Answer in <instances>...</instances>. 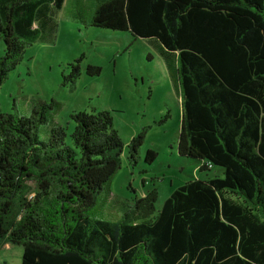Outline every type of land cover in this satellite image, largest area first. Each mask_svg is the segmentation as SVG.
I'll return each instance as SVG.
<instances>
[{"label": "trees", "instance_id": "1", "mask_svg": "<svg viewBox=\"0 0 264 264\" xmlns=\"http://www.w3.org/2000/svg\"><path fill=\"white\" fill-rule=\"evenodd\" d=\"M64 0H0V84L24 49L53 30ZM92 26L154 38L177 61V153L222 176L192 178L155 212V188L131 196L121 219L86 213L120 166L111 114L76 111L39 140L44 105L0 111V245L20 264H264V0H99ZM77 57L63 81L79 75ZM98 66L86 65L88 75ZM38 113V116L36 114ZM144 130L128 141L135 163ZM156 152L147 149L143 160Z\"/></svg>", "mask_w": 264, "mask_h": 264}, {"label": "rangeland", "instance_id": "2", "mask_svg": "<svg viewBox=\"0 0 264 264\" xmlns=\"http://www.w3.org/2000/svg\"><path fill=\"white\" fill-rule=\"evenodd\" d=\"M98 1L64 0L60 8L54 9L53 30L44 31L24 49L21 60L0 84V111L29 116L44 105L45 122L37 123L38 139L46 140L51 128L62 127L64 142L71 147L75 124L72 112L108 111L122 142L120 166L86 213L117 222L131 196H142L155 188L157 212L171 191L184 181L222 176L223 169H199L198 158L177 153L181 94L174 53L165 51L154 38L92 26ZM77 57L79 75L73 84L63 81L62 75L70 70L67 63ZM88 64L98 66L99 73L86 74ZM141 130L143 139L131 164L127 144ZM147 149L156 152L150 163L143 160ZM21 252V245H0V264H20Z\"/></svg>", "mask_w": 264, "mask_h": 264}, {"label": "crops", "instance_id": "3", "mask_svg": "<svg viewBox=\"0 0 264 264\" xmlns=\"http://www.w3.org/2000/svg\"><path fill=\"white\" fill-rule=\"evenodd\" d=\"M211 168V167H210Z\"/></svg>", "mask_w": 264, "mask_h": 264}]
</instances>
